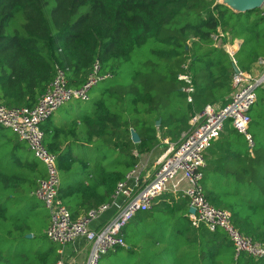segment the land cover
Here are the masks:
<instances>
[{
  "label": "trees",
  "instance_id": "trees-1",
  "mask_svg": "<svg viewBox=\"0 0 264 264\" xmlns=\"http://www.w3.org/2000/svg\"><path fill=\"white\" fill-rule=\"evenodd\" d=\"M236 40L242 43L234 58L251 72L264 57L260 8L236 11L219 0H0V104L34 107L57 67L68 68L72 87L87 82L97 61L101 73H111L106 80L114 82L93 107L77 105L81 113L45 131L46 147L57 155L59 197L77 219L111 201L143 155L165 139L181 142L207 105L230 102L235 72L226 45ZM183 72L193 78L192 102L179 78ZM257 91L249 127L254 156L246 135L230 130L244 134L246 149L228 154L235 167L228 172L212 168L205 152L203 185L212 205L230 210L237 227L264 244V134L251 132L264 123V90ZM217 173L235 180L218 181L223 175ZM46 175L28 144L0 124V264L63 259L46 234L50 211L44 214L33 194ZM188 210L186 195L165 193L126 224V247L108 254H125L117 264H264V257L236 256L223 229L192 225Z\"/></svg>",
  "mask_w": 264,
  "mask_h": 264
},
{
  "label": "built area",
  "instance_id": "built-area-1",
  "mask_svg": "<svg viewBox=\"0 0 264 264\" xmlns=\"http://www.w3.org/2000/svg\"><path fill=\"white\" fill-rule=\"evenodd\" d=\"M260 11L264 16V3ZM230 47V44L226 45L229 54L234 57ZM257 64L264 67V57H261ZM184 67L186 69L187 65ZM67 70L68 68L57 67L54 81L34 107L9 108L0 104V124L19 135L46 168L47 175L38 180L33 194L50 211L51 220L46 234L50 241L61 247L62 254L66 245L84 237L91 249L88 257L83 256L80 263L97 264L102 255L126 247L122 231L136 214L151 210L165 193H183L188 197L189 208L195 210L189 212L192 225L199 228L205 224L211 231L223 229L234 245L236 256L243 253L256 260L264 257V244L253 240L239 229L230 210L212 205L203 185L205 152L224 131L227 122L235 130L244 133L250 144H253L249 129L252 121L250 110L258 99L257 89L264 90V70L259 74L241 69L236 72L233 80L234 94L226 106L207 105L192 118L191 127L183 133L181 142L164 140L166 146L155 160L152 174L143 178L142 172L137 170L139 162L135 169L126 175L125 180L118 182L111 201L91 208L88 213L77 219L73 218L71 210L59 197L60 172L57 155L46 147L47 134L41 124L48 121L52 114L67 102L90 99L91 89L113 76L110 72L101 73V64L97 61L87 82L81 87H72L69 85ZM179 75L186 83L183 90L187 93L189 102H192L195 94L192 75L188 72ZM121 197L123 202L117 203V199ZM113 205L119 208L118 213L100 228H92L91 223ZM56 264L79 263L66 262L63 258Z\"/></svg>",
  "mask_w": 264,
  "mask_h": 264
},
{
  "label": "crops",
  "instance_id": "crops-1",
  "mask_svg": "<svg viewBox=\"0 0 264 264\" xmlns=\"http://www.w3.org/2000/svg\"><path fill=\"white\" fill-rule=\"evenodd\" d=\"M220 1L223 2V0H220ZM241 43H242L241 40H236L235 44L231 45L230 49L232 48L231 50L235 53V51L239 49ZM263 70H264V67L260 65H256L254 67V70L251 71V73L259 74L260 72H263ZM78 103H79L78 105L80 106L82 105L80 101ZM215 106L218 107L219 104ZM79 113H81V110L73 107V109L71 110V113H67V115L57 118L55 125H52L50 128H53L57 125H60L66 122L68 119H71L72 117L76 116ZM232 129L234 128H232L230 124H228V128H226V125H225L224 131L222 132V134L219 136L217 140H215V142H213V144L209 148L210 150L208 149L206 151V154L208 151H210L208 160L210 161V164L212 168L214 169L228 172V167H230L231 171H234L235 167H233V164L226 161V159H228V154H230L231 156L232 154H236L239 149H242V150L246 149L245 146L247 143H246L244 134L238 131L231 133L230 130ZM250 145L251 144L248 143V148L251 151L252 155L254 156L253 148H251ZM165 146H166V142L164 141L162 145H160L155 150H153L152 153L143 155V157L141 158L140 164L137 168L139 173L142 172L143 178H146L148 177L149 174L153 173L154 162L162 154ZM206 163H207V158H206ZM219 174L223 175V177L218 176L217 178L218 181L221 180L223 182L226 181L227 183H232L235 180L234 176H228V174L226 175L224 173H219ZM219 174L217 173L216 175H219ZM122 202H123V197L117 199V203H122ZM118 211H119V208L116 205L111 206L110 209H108L106 213H104L98 219L94 220L90 226L92 228H100L101 226L105 225L107 221L111 220L118 213ZM189 212H190V208L188 210V215H189ZM86 245L87 243H86L85 238L79 237L73 244L76 255L71 256V258H64L65 252H66L64 249L63 258L65 259L66 262L76 261L77 263L81 264L80 260H82L83 257L80 255V251H81V248L83 249L82 246L85 247Z\"/></svg>",
  "mask_w": 264,
  "mask_h": 264
},
{
  "label": "rangeland",
  "instance_id": "rangeland-1",
  "mask_svg": "<svg viewBox=\"0 0 264 264\" xmlns=\"http://www.w3.org/2000/svg\"><path fill=\"white\" fill-rule=\"evenodd\" d=\"M113 82H114L113 80H104V82H101V83L97 84L96 86H94L90 91L91 99L87 100V101H80L82 103L81 106L84 108H88V109L93 107L96 100L100 96L99 93H100L101 89H103L104 86H106L108 84H112ZM78 102H79V100H73V101L67 102V104H65L64 106L59 108L57 111H55L53 113V116L50 117V120L48 119V121L41 124V127L43 128V130L44 131L49 130L52 125H55L57 118H59L61 116H65V115H67V113H71V110L73 109V107L76 108L77 105L79 104ZM251 132L255 133V134L257 132V136L264 134V123H260V124L256 125L255 128L252 127ZM263 141H264V136L262 137V142ZM43 209L44 210L42 212L44 214H45V212L49 213V210H47L46 207ZM144 240L150 241V237L146 236V238H144ZM73 244L74 243H70V244L65 246L66 252H65L64 258H71V256L76 255V253L74 251ZM82 247H83V249L81 248L80 255L82 257L83 256L88 257L91 247L88 245H86L85 247L84 246H82ZM124 255L125 254H123V256H118V255H113V254H104L99 259L98 264H117V262L122 261V258L124 260ZM125 259H126V261L131 260V258L128 254L125 256ZM81 261L82 260H80V262Z\"/></svg>",
  "mask_w": 264,
  "mask_h": 264
},
{
  "label": "water",
  "instance_id": "water-1",
  "mask_svg": "<svg viewBox=\"0 0 264 264\" xmlns=\"http://www.w3.org/2000/svg\"><path fill=\"white\" fill-rule=\"evenodd\" d=\"M224 4L232 8L233 10L236 11H247V10H252L253 8H260L264 0H226L223 1ZM234 54V53H233ZM235 55V54H234ZM234 60V57H233ZM233 67H234V72L240 71V68L237 64L236 61L233 62ZM161 121H158V125H160ZM133 132V140L134 142H140V137L137 132ZM191 212H194V209H190ZM28 237H32V235H28Z\"/></svg>",
  "mask_w": 264,
  "mask_h": 264
},
{
  "label": "bare ground",
  "instance_id": "bare-ground-1",
  "mask_svg": "<svg viewBox=\"0 0 264 264\" xmlns=\"http://www.w3.org/2000/svg\"><path fill=\"white\" fill-rule=\"evenodd\" d=\"M224 1H226V0H224ZM232 49V48H231Z\"/></svg>",
  "mask_w": 264,
  "mask_h": 264
}]
</instances>
